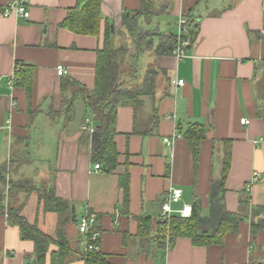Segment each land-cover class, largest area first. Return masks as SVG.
Listing matches in <instances>:
<instances>
[{
    "label": "crops",
    "instance_id": "crops-1",
    "mask_svg": "<svg viewBox=\"0 0 264 264\" xmlns=\"http://www.w3.org/2000/svg\"><path fill=\"white\" fill-rule=\"evenodd\" d=\"M17 1L0 0V164L12 160L14 181L29 179L36 189L48 187L70 212L74 208L64 232L73 249L67 264H85L77 221L86 208L96 220L99 248L108 264H264V229L252 234L250 219L221 245L210 247L194 246L188 238L176 239L171 247L157 241L155 229L163 197L172 187L182 190L174 210L197 199L201 214L207 215L225 141L231 142L223 194L226 211L237 213L248 186L251 209L264 207V0H149L152 27L159 34L176 33L178 20L188 14L197 34L192 43L185 40L191 47L180 61L172 54L147 55L148 65L159 73L156 90L136 111L130 104L118 107L113 138L118 165L111 174L94 170L92 134L81 127L88 120L97 128L98 122L80 88L94 90L106 26L117 37L124 18L136 16L142 0H102L96 37L60 27L77 0H28V18L3 17L5 7ZM141 60L140 53L134 80L140 86L147 75L146 68L141 73ZM16 62L32 67L30 98L24 89L8 87ZM57 66L67 75L57 76ZM173 80L184 85L174 87ZM73 96L77 98L68 122L66 108ZM241 119L247 123L240 124ZM193 124L205 129L197 166L182 135ZM164 139L173 142L168 146ZM254 172L259 178L252 182ZM126 174L127 203L119 186ZM21 216L56 240L59 216L44 212L37 192L24 198ZM140 219H148L151 227L139 239ZM33 250L18 227L0 216V264H34ZM55 251L51 245L47 263Z\"/></svg>",
    "mask_w": 264,
    "mask_h": 264
},
{
    "label": "trees",
    "instance_id": "trees-1",
    "mask_svg": "<svg viewBox=\"0 0 264 264\" xmlns=\"http://www.w3.org/2000/svg\"><path fill=\"white\" fill-rule=\"evenodd\" d=\"M102 0H77L76 6L70 9L67 17L60 27L83 36L99 35ZM134 15V14H133ZM136 16L124 18L122 27L136 40L134 48V64L131 69L125 66L122 58V49L116 48L113 42V32L111 27L106 26L103 48L98 52L95 86L91 93H87L85 88H80L86 93L88 105L93 111V116L98 122L91 136V161L98 164L101 171L111 174L118 165V152L114 145L116 135L115 125L117 109L123 104L132 105L134 111L140 108L144 97H152L156 90V80L158 72L148 71L142 85L136 89H127L125 85L136 80L138 73L137 57L142 51V39L147 35L137 32V17H151L152 6L149 0H142L140 9ZM187 20V32L182 35L183 40L193 42L197 34V25L190 14L184 17ZM158 44L154 48L156 56L172 54L178 40L176 33L166 32L153 35ZM153 38L146 43V50L153 49ZM191 44L186 48L189 50ZM32 67L24 66L19 62L15 63L13 88L20 87L25 90L30 98L32 93ZM76 96L69 98L66 108L67 121L70 122L74 113V102ZM181 129L179 128V132ZM182 132V131H181ZM137 134V131H133ZM183 137L188 141L192 153L194 164L197 166L200 143L205 140V129L198 125H190L186 131L182 132ZM20 141V140H19ZM20 143H25L20 141ZM224 159L219 179L212 180L209 190V207L207 215L201 214V203L194 199L191 207L192 214L187 219L173 216L168 223H156L157 241L167 242L173 246L178 238H188L194 246L210 247L221 245L227 234H235L239 224L250 219V230L255 234L264 229V207L251 209L249 186L241 193L238 203L237 213L226 211L223 203L224 183L227 178L230 158V141L223 142ZM26 147H28L26 143ZM13 161L0 164V216H7L6 220L10 225L19 229L21 239L33 243L34 264H67L73 253V249L66 239L64 232L66 225L71 222V212L69 205L55 196L52 189L44 187L36 189L29 179L14 181L11 177V167ZM119 186L123 190L124 202L127 203L129 196V176L126 174L119 178ZM32 192L38 193L39 201L43 204L44 212L56 213L59 216L57 226V238H52L41 233L37 227L29 225L21 216L24 206V198ZM256 219V220H255ZM137 238L147 236L150 231L148 219H140ZM97 232L94 226L91 232ZM98 239L94 244L99 246ZM54 245L56 251L49 256L47 263V253L49 247ZM82 258L85 264H108L100 250L85 252Z\"/></svg>",
    "mask_w": 264,
    "mask_h": 264
},
{
    "label": "built area",
    "instance_id": "built-area-1",
    "mask_svg": "<svg viewBox=\"0 0 264 264\" xmlns=\"http://www.w3.org/2000/svg\"><path fill=\"white\" fill-rule=\"evenodd\" d=\"M27 3L28 0H20L12 4H9L3 10L2 16L7 18L11 15H16V16L28 18L29 12L26 7ZM186 32H187V20L184 17H182L178 20L176 24V36L178 42L172 52L173 57L177 61H180L187 56L186 48L189 45L185 40L181 38L183 34H186ZM56 74L59 77H63L67 75V71L65 68H63V66H57ZM13 81H14V77H11L7 83L10 89L13 88ZM171 84L174 87H182L184 85V82L182 80H173ZM11 106L12 108H14L15 104L12 103ZM246 123L247 121L245 119L240 120V124L245 125ZM81 130L84 132H88L89 134H93L95 128H92L90 126V122L86 120L83 123ZM163 142L166 145L170 146L173 141L170 139H164ZM94 170L101 172L102 169L100 165L96 164L94 166ZM258 178H259V174L254 172L252 177V182L257 181ZM181 198H182V190L180 188L172 187L165 193L162 203L160 205L159 215L156 218L157 223H168L173 216H178L182 219H187L191 216L192 214L191 205L184 204L182 205L181 209L178 210L173 209L172 206L179 204L181 202ZM6 217L7 216H5V218ZM95 224H96V220L94 218V215L90 213V211L87 208L84 209L81 217L77 221V226H78V233L82 235L84 239L85 252L100 250L99 246L94 244L100 238V233L98 231L91 232Z\"/></svg>",
    "mask_w": 264,
    "mask_h": 264
},
{
    "label": "rangeland",
    "instance_id": "rangeland-1",
    "mask_svg": "<svg viewBox=\"0 0 264 264\" xmlns=\"http://www.w3.org/2000/svg\"><path fill=\"white\" fill-rule=\"evenodd\" d=\"M154 20L152 21L151 17H146L140 20H136V28H137V32H140L141 34H145L147 35L146 39H142L139 40L141 42L140 46H143L141 49V61H139V63L141 64V73L143 72L144 68H146V72L148 73V71H152L155 70L152 67H150V65H148L149 63V59L148 61L146 60L147 55L149 54H153L154 53V48L155 46L158 44V41L156 39V37L154 38L153 35H157L159 34L157 29L152 27L154 26ZM158 27V25H157ZM163 29V28H162ZM116 34H118L117 37L113 38V42H114V46L116 48H120L122 49L123 54L121 55L122 58L124 59L125 62V66L127 65V68L129 70V68L131 69V66L134 64L135 60H134V48H135V43L136 40L134 37L130 36L129 33L124 29L121 28L120 30H118L116 32ZM150 38H153V49L148 51L146 50L147 46L146 43L150 42ZM146 46V48H145ZM125 87L127 89H136L139 88L140 85L139 83L134 84V80L128 82Z\"/></svg>",
    "mask_w": 264,
    "mask_h": 264
},
{
    "label": "water",
    "instance_id": "water-1",
    "mask_svg": "<svg viewBox=\"0 0 264 264\" xmlns=\"http://www.w3.org/2000/svg\"><path fill=\"white\" fill-rule=\"evenodd\" d=\"M71 212L72 214H74V208L71 209ZM73 219H74V216H73ZM75 220V219H74Z\"/></svg>",
    "mask_w": 264,
    "mask_h": 264
}]
</instances>
